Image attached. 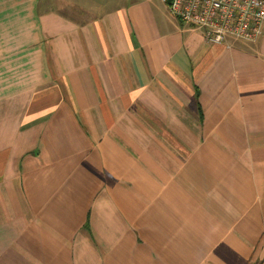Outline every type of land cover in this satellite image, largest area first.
<instances>
[{
	"label": "crops",
	"instance_id": "0c3cea01",
	"mask_svg": "<svg viewBox=\"0 0 264 264\" xmlns=\"http://www.w3.org/2000/svg\"><path fill=\"white\" fill-rule=\"evenodd\" d=\"M90 1L0 0V264H264V25Z\"/></svg>",
	"mask_w": 264,
	"mask_h": 264
},
{
	"label": "built area",
	"instance_id": "2783aa9c",
	"mask_svg": "<svg viewBox=\"0 0 264 264\" xmlns=\"http://www.w3.org/2000/svg\"><path fill=\"white\" fill-rule=\"evenodd\" d=\"M169 15L202 32L211 45L255 42L264 25V0H164Z\"/></svg>",
	"mask_w": 264,
	"mask_h": 264
},
{
	"label": "rangeland",
	"instance_id": "374dc122",
	"mask_svg": "<svg viewBox=\"0 0 264 264\" xmlns=\"http://www.w3.org/2000/svg\"><path fill=\"white\" fill-rule=\"evenodd\" d=\"M109 1V0H108ZM111 1V0H110ZM127 2H130V1H135V0H126ZM147 1H149L150 2V5H151V8L153 9V11L155 12V13H158V12H165L166 14H168L167 13V9H166V4L165 3H163L161 0H147ZM103 3H105L106 1L105 0H103L102 1ZM122 3V0H116V1H111V2H109V3H117V4H121ZM58 3V2H57ZM71 3H73V4H81V3H84L85 5L86 4H90L91 3V1L90 0H71ZM59 4V3H58ZM58 4H56L55 5V7H57V8H61V5H58ZM107 6H109V5H107ZM62 9V8H61Z\"/></svg>",
	"mask_w": 264,
	"mask_h": 264
},
{
	"label": "water",
	"instance_id": "95a60500",
	"mask_svg": "<svg viewBox=\"0 0 264 264\" xmlns=\"http://www.w3.org/2000/svg\"><path fill=\"white\" fill-rule=\"evenodd\" d=\"M171 0H166L167 3H169Z\"/></svg>",
	"mask_w": 264,
	"mask_h": 264
}]
</instances>
